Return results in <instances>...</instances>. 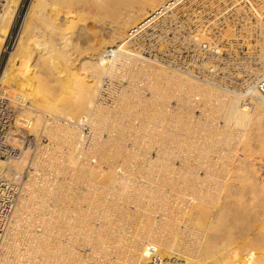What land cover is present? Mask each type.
<instances>
[{
	"label": "bare ground",
	"instance_id": "bare-ground-1",
	"mask_svg": "<svg viewBox=\"0 0 264 264\" xmlns=\"http://www.w3.org/2000/svg\"><path fill=\"white\" fill-rule=\"evenodd\" d=\"M180 1H29L23 28L1 69L0 83L10 79L11 86H20L29 94L26 112L33 118L32 133L50 131V124L57 123L65 129L67 139L77 145L80 117L85 116L95 130L107 122L109 111L96 103L102 90L100 84L103 76L122 70L134 80L145 77L146 84H143L153 92L150 101L144 103L146 110L141 112L144 118L138 116L144 119L142 136L146 137L148 147L157 148L158 155L148 161L149 171L139 183L129 176L125 162L123 167L111 163L112 167L104 170L99 163L92 165L89 161L74 159L69 150L68 168L63 171L70 172L71 178L75 176V181L87 175H99V192L83 194L86 204L83 208L82 203L77 206L68 199L72 193L66 192L67 183L74 180H67L66 184L42 181L43 184L33 186L29 191L30 203L20 197L13 210L1 243L5 261L13 264H144L156 253L163 258H173L178 264H264V95L255 90V82L264 76V27L255 43L259 65L250 69L251 80L246 91L236 92L190 70L144 57L131 47L130 36L154 21V17L149 18L152 13L161 8L159 13L163 14ZM20 3L21 0H7L0 13V54ZM87 20L93 22L95 29L85 28ZM204 38L202 32L192 37L196 42ZM108 46L113 47L109 52ZM97 51L98 56L93 57ZM131 93L124 94L130 96ZM185 94L194 102L202 100L201 104L210 105L215 99L210 109L215 115L209 113L212 117L206 116V119L209 122L220 119L223 125L218 127L217 122H210L211 125L204 123L205 128L198 124L191 127L188 122L192 115L188 111L177 113L179 127L175 120L173 125L171 119L169 126L173 127L164 125L163 121L170 118L165 115L164 101L172 97L181 101ZM139 99L137 106L142 104ZM246 99L248 101L243 102ZM39 106L44 107L46 114L37 108ZM117 122L112 120L113 129ZM159 130L162 132L155 139ZM175 130L179 132L176 135ZM171 140L173 142L169 143ZM236 149L241 153L235 154ZM27 152V149L21 150L17 156L1 162L6 164L8 177L23 173ZM69 177L67 179H71ZM107 190H111L114 197L117 195V199L112 197L115 200L111 203H105ZM121 196L147 210L142 214L143 224L134 232H118L117 224L124 211L117 202ZM218 209H222L231 222L216 224ZM27 211L31 220L22 228V218ZM209 237L211 240L207 241ZM85 247L89 248L88 252ZM110 255L115 259L111 260Z\"/></svg>",
	"mask_w": 264,
	"mask_h": 264
},
{
	"label": "built area",
	"instance_id": "built-area-1",
	"mask_svg": "<svg viewBox=\"0 0 264 264\" xmlns=\"http://www.w3.org/2000/svg\"><path fill=\"white\" fill-rule=\"evenodd\" d=\"M7 0H0V13ZM160 10L149 18L154 21L130 36L131 47L140 55L154 59L170 67L190 70L193 74L208 79L236 92H245L250 79V69L259 65L256 40L264 27V0H181L174 7ZM148 20V19H147ZM22 18L19 8L2 46V53L15 46L20 34ZM202 32L204 39H192ZM0 54V55H1ZM120 72L104 78L97 101H106L105 95L114 87L117 100ZM9 87L0 83V264H13L2 257L1 243L9 227L16 204L32 184H40L42 179L55 177L49 170L44 175L38 165H32V158L38 153L57 164L66 162L65 149L53 147L45 138L40 144L31 132L33 118L27 114L28 94L20 86ZM113 86V87H112ZM255 90L264 95V76L255 82ZM248 100H243L247 102ZM77 127L80 137L71 150L72 156L81 161L98 163L93 148L92 127L85 116L80 117ZM24 148H30L32 158L25 171L16 177L6 175L7 160L17 156ZM54 155H56L54 157ZM53 162V161H52ZM50 167V166H49ZM24 225V224H23ZM144 264H178L173 258H163L153 253Z\"/></svg>",
	"mask_w": 264,
	"mask_h": 264
},
{
	"label": "rangeland",
	"instance_id": "rangeland-1",
	"mask_svg": "<svg viewBox=\"0 0 264 264\" xmlns=\"http://www.w3.org/2000/svg\"><path fill=\"white\" fill-rule=\"evenodd\" d=\"M29 1H31V0H21V3H20V5H19V16H20V19L22 18V22H24V17H25V14L24 13H26V10H27V8H28V5H29ZM21 10V11H20ZM23 14V15H22ZM88 22V23H87ZM85 25V28L86 27H88L87 29H92V27L94 28V25H93V22H91L90 20H87L86 21V23L84 24ZM84 25H81V27L83 26L84 27ZM87 25V26H86ZM23 26V23L21 24V28H20V32H21V30H22V27ZM78 29V26L77 27H75L74 28V30L76 31ZM95 29V28H94ZM74 30H72L73 32H75ZM126 32H127V30H126ZM92 43V42H91ZM95 45H97L96 43H94ZM85 45V44H84ZM95 45H93V46H95ZM92 46V47H93ZM98 46V45H97ZM85 47H88L87 46V44L85 45ZM113 48V47H111V46H108L107 47V52H109L111 49ZM11 51V49H8L7 50V52L6 53H2L1 55H0V72H1V69H2V67H3V64H4V61H5V58L7 57V53H9ZM95 56H98V51L96 52V54L95 55H93V57H95ZM136 66H138L139 67V65H136ZM136 66H133L135 69H137V67ZM75 69H76V71H77V73H79L80 74V70H79V66H76L75 67ZM118 70H116L115 72H114V75L116 74V72H117ZM121 72V74H120V82H121V85L119 86V92L117 93V100L115 101V102H113L112 101V96H115V92H114V87L112 88V89H110V91H109V94H107V95H105V97L107 98L106 99V101H103V102H97V100H96V103H100L99 105H102L103 107H105L108 111H109V113H107V118H106V120L105 121H107V122H104V124L103 125H101V126H99L96 130H95V128H93L92 126V131H93V134H94V136H93V147L94 146H96V144H97V146L96 147H94V151H95V154L97 155V157H98V159H100V162H99V160H98V163L100 164V167L102 168V169H104V170H107L109 167H112V165L113 166H115V165H119V166H122V164L125 162V165H123V166H125V169H126V171H127V173H129V176L134 180V178H135V181H137V182H139V183H141V180L143 179V177L145 176V175H147V173H148V171H149V163L150 162H148V161H150V160H152V159H154V158H156V156L158 155V153H157V148L155 149V146L154 147H148V141H146L147 139H146V137H143L144 136V134H145V131L142 129V127L141 126H143L142 124H144V119L142 120L141 118H144V116H143V114L141 113V112H143V110H146V104H144V103H146L147 101H150V98L153 96V92L151 93V90L147 87V85L145 86V84H146V78L145 77H143V76H139V78L138 77H136L135 78V80L133 79V78H130V77H128V75H127V73H123V71L122 70H120ZM119 72V71H118ZM114 75H112V76H114ZM124 75V76H123ZM112 76H107V75H105V76H103V80H102V82H101V84H100V87L102 88V85H103V82H104V78H106V77H112ZM11 78H13L12 76H11ZM130 78V79H129ZM141 78L142 79H144V80H141ZM140 79V80H139ZM10 80V79H9ZM9 80H7V82H1L2 84H4V85H6V86H8L9 87ZM132 80H133V83H134V85L132 84ZM140 81H141V83H140ZM144 81V82H143ZM136 82V83H135ZM137 82H139V83H137ZM143 83H145V84H143ZM133 85V86H132ZM139 86V87H138ZM134 89H133V88ZM136 87V88H135ZM132 90V91H131ZM135 90H138V92L137 91H135ZM132 93H131V92ZM137 94V95H135V93ZM27 93V92H26ZM124 93H131V95L129 96V95H127V94H124ZM134 93V94H133ZM28 94V93H27ZM29 95V94H28ZM139 95V97H140V99H142V104L144 105V106H142V104H141V106H140V104L137 106V104H135V103H138L137 101V99L139 98H137V96ZM133 96H134V98H133ZM124 97H126V98H124ZM137 99H136V98ZM173 99H169L168 100V102L165 100L164 102H165V104H166V108H165V111H166V113H165V115H166V117H168L169 118V116H170V118L167 120V121H163V122H165L166 124H164V125H166V126H169L170 124H172L171 122H173V125H174V120L176 121L177 120V113L180 111V112H184V113H187V111H188V113L189 114H191L192 115V120H190L189 122H188V124L191 126V127H196V124H198V126L200 127V128H205V124L204 123H206V124H208L209 123V125H211L212 123H215V122H217V123H215L216 125H218V127H221V125H223V122L220 120V119H216V120H214L213 122L212 121H210L211 122V124H210V122H209V119H211V117H212V115H210L209 113H211V114H213L212 112V110H210V109H212V104L214 103V101H215V99H212L210 102H211V104L209 105L208 103H204L205 104V106H207V107H204V104H203V102H202V104L200 103L201 101L199 100V102L198 101H196V102H194V101H192L190 98H191V96L190 95H188V94H185V97H184V99L183 100H178L177 101V98L176 97H172ZM132 99V100H131ZM139 99V101H141ZM176 99V100H175ZM125 100V101H124ZM127 100V101H126ZM132 101V102H131ZM180 101V102H179ZM184 101H186V102H184ZM191 101V102H190ZM164 102H163V104H164ZM189 102V103H188ZM198 102V103H197ZM213 102V103H212ZM191 103H193V105L191 104ZM31 104V103H30ZM159 104V103H158ZM185 104H189V105H185ZM201 104V105H200ZM135 105V106H134ZM159 105H162V102H160V104ZM156 106H158V105H156ZM163 106V105H162ZM162 106H160V107H162ZM203 106V107H202ZM159 107V106H158ZM187 107H192V108H187ZM38 109H41V110H43L44 111V109H42V108H44L43 106H42V108L39 106V107H37ZM201 108V109H200ZM205 108V109H204ZM206 108H208V109H206ZM139 109V110H138ZM142 110V111H141ZM137 111L139 112V113H137ZM208 111H211V112H208ZM45 112V114H46V110L44 111ZM122 112V113H121ZM128 113V114H127ZM133 113V114H132ZM172 114V116H171V114ZM208 115H207V114ZM48 114V113H47ZM137 114V115H136ZM138 114H140V115H142V117L140 118V115L138 116ZM204 114V115H203ZM136 115V116H135ZM175 115V116H174ZM213 115H215V114H213ZM206 116L209 118V119H206ZM45 117V116H44ZM46 117H49V116H46ZM133 117V118H132ZM140 118V119H139ZM172 118H174V119H172ZM206 119V121L205 122H202V119ZM113 119H116L118 122H117V124H118V128H117V124L115 125L116 127L113 129L112 127V120ZM171 119V120H170ZM204 119H203V121H204ZM214 119V118H213ZM51 120V122H52V119H49V121ZM141 120H142V123H141ZM171 122H170V121ZM198 120V121H197ZM200 120V121H199ZM140 121V122H139ZM197 121V122H196ZM42 122V121H41ZM59 122V121H58ZM168 122H170V123H168ZM177 122V121H176ZM175 122V123H176ZM194 122H196V123H194ZM59 123H63V122H59ZM139 123V124H138ZM201 123V124H200ZM54 124V125H53ZM33 125V124H32ZM56 125V126H55ZM173 125H171L172 127H173ZM176 126L178 125V127H179V124H178V122L175 124ZM50 126H52V127H50V128H48V130H50V131H47V130H44L43 132H41V133H32L34 136H35V139H36V141H39L40 142V144H42V143H45V142H43L42 141V139L43 138H45V139H47V140H50L51 141V143H52V145H53V147H56L57 149H63V147L65 148V149H63V151H66L67 153L68 152H70L73 148H72V146H73V144H75L74 143V141H70L69 139H67V133L65 134V132H64V130H63V127L62 126H60L59 124H55V123H51L50 124ZM171 126H169V127H171ZM202 126V127H201ZM161 127V126H160ZM134 128V129H133ZM198 128V127H197ZM136 129H138V130H136ZM159 129H161V128H159ZM137 132H136V131ZM33 131V129L31 128V132ZM46 131H47V133H46ZM99 131V132H98ZM128 131V132H127ZM176 131V133H175V135L176 134H178L179 132H178V130H175ZM49 132H51V136H50V133ZM139 132V133H138ZM162 132V130L160 131H156V136L154 137L155 139H158V136H159V134ZM185 132V131H184ZM203 131H201V133H202ZM144 133V134H143ZM186 133V132H185ZM141 134V135H140ZM173 134H174V132H173ZM143 135V136H142ZM202 136V135H201ZM95 139H96V141H95ZM145 140V141H144ZM141 142V143H140ZM147 142V143H146ZM170 142H173V140H171V141H169V143ZM95 143V144H94ZM117 143V144H116ZM147 144V145H146ZM172 144H174V143H172ZM171 144V145H172ZM170 145V144H169ZM74 146H76V144L74 145ZM103 146V147H102ZM149 148V150H148V148ZM104 147H106V148H104ZM117 147V148H116ZM135 147V149H133ZM95 148H97V150L95 149ZM101 148V149H100ZM238 148V147H237ZM28 150V152H27V154H26V159H25V163H24V171H25V169H26V167L28 166V163L30 162V159L32 158V152H31V150H30V148H24V149H22L23 151L24 150ZM120 151H119V150ZM124 149V150H123ZM131 149V150H130ZM70 150V151H69ZM102 150H103V152H102ZM109 152H108V151ZM116 150V151H115ZM128 150V152H126ZM130 150V151H129ZM135 150H137L136 152H135ZM142 150V151H141ZM144 150V151H143ZM237 151H239L240 152V150H235L234 151V153L235 154H239V152H237ZM120 154H118V153ZM132 152H135V153H132ZM100 153V154H99ZM102 153V154H101ZM131 153V154H130ZM156 153H157V155H156ZM241 153V152H240ZM98 154L102 157V159H101V157H99L98 156ZM114 154H115V156H114ZM128 154V155H127ZM68 155H71L70 153L69 154H67V156H66V160H69V158H70V156H68ZM113 155V156H112ZM141 155V156H140ZM56 155H54V157H55ZM72 156V155H71ZM128 156V157H127ZM149 156V157H148ZM69 157V158H68ZM73 157V156H72ZM107 157V158H106ZM116 157V158H115ZM117 157H118V159H117ZM143 157V158H142ZM74 158V157H73ZM133 158V160H131ZM139 158V159H138ZM142 158V159H141ZM147 158H148V160H147ZM33 160H32V165L34 166V167H36L37 165H38V169L41 171V172H43V174L44 175H48V173L47 172H49V170H53V172L52 173H54L55 174V177H53V179H52V181L48 178V179H42L41 180V182H40V184H32L31 185V187H30V189L28 188H26V191L25 192H23V194L20 196V197H22V198H24L25 200H26V202L29 204L30 203V201H29V198H30V194L31 193H29V191H31L32 189H33V186H35V185H41V184H43V182H46V183H55V182H65V184L67 183V180L68 181H73V182H68L67 183V190H66V192L68 191V193L69 194H71V195H68L69 197H68V199L69 200H71V202L72 203H77L76 205L78 206L79 205V203H82V204H80V206H82L83 208L84 207H86V204H85V202L83 201V196L87 193V192H93V190L94 191H98V190H100V187H99V185H100V182H99V180H100V177H99V175H96L95 174V176H94V174H91V175H87L86 177H82L83 178V180H78L79 178H77V180L75 181V176L73 177V178H71V177H69V175H68V173H70V172H64L63 170L65 169V168H68L67 166H68V163H67V161L65 162L67 165H65V163L63 164H57L56 162V160L54 161L53 159H50V163L48 164V163H45V158H43V156H42V154L40 155L39 153L35 156V157H33L32 158ZM75 159V158H74ZM125 159V160H124ZM128 159V160H127ZM137 159V160H136ZM145 161H144V160ZM127 160V161H126ZM53 161V162H52ZM102 161V162H101ZM123 161V162H122ZM130 161V162H129ZM135 161H136V164H135ZM122 162V163H121ZM130 163V165H132V166H128V164ZM133 162V163H132ZM148 162V163H147ZM178 161H177V159L174 161V164H175V166H177L179 163H177ZM111 163H112V165H111ZM117 163V164H116ZM132 163V164H131ZM115 164V165H114ZM121 164V165H120ZM143 164V165H142ZM177 164V165H176ZM66 167H65V166ZM110 165V166H109ZM136 165V166H135ZM147 165V166H146ZM50 166V167H49ZM122 166V167H123ZM129 169H128V168ZM133 168L132 170H130L131 168ZM140 168V169H139ZM146 169H147V171H146ZM130 170V171H129ZM23 171V172H24ZM70 171H72V170H70ZM146 171V172H145ZM131 172V173H130ZM145 172V173H144ZM133 173V174H132ZM144 173V174H143ZM155 173H159V171L158 172H156V170H155ZM133 175V176H132ZM71 178V179H67V178ZM79 177H80V175H79ZM88 177V178H87ZM93 177H95V178H93ZM81 178V177H80ZM85 178L87 179V181H88V179H89V181H88V183H87V181L85 180ZM94 179V180H93ZM98 180V181H97ZM43 181V182H42ZM92 181V182H91ZM101 181V180H100ZM82 184H81V183ZM90 182V183H89ZM95 182V183H94ZM80 183V184H79ZM68 184H69V187L71 188V190H70V188H68ZM85 184V185H84ZM95 185V186H93V185ZM97 184V185H96ZM84 186V187H83ZM93 187V188H92ZM90 190V191H89ZM71 191V192H70ZM108 192H109V194H107V193H105V197L107 198V200L105 201V203L108 201L109 203H111L112 201H114L113 200V198L112 197H114V195H112V194H110V191L111 190H107ZM99 192V191H98ZM84 194V195H83ZM117 195H115V197L114 198H116L117 199V197H116ZM75 197V198H74ZM125 198V199H124ZM20 199V198H19ZM75 199V200H74ZM110 199H112V200H110ZM74 200V201H73ZM78 201V202H77ZM81 201H83V202H81ZM107 202V203H108ZM117 202H118V204L120 205V206H122L121 208H123L122 210H124L123 212H122V215H121V217L122 218H120L121 219V221H122V223H121V221H120V223H118L117 225H118V232L119 233H124L125 232V230L126 231H129V232H134L135 230H137V229H139L140 228V225H142L143 224V222H141V220L143 219L142 217L144 216V215H142V214H144L145 212H147V210H145L143 207L141 208L140 206H138L133 200H129L128 198H126L125 196H121V198H118V200H117ZM137 207V208H136ZM27 213V215H25L23 218H22V220H23V222H22V228L23 227H25V225L28 223L27 221L29 220H31L30 218H29V211H27L26 212ZM139 214H141V215H139ZM136 215V216H135ZM141 216V218L139 217V216ZM120 216V215H119ZM130 216H135L134 217V219H131L130 218ZM138 217V218H137ZM215 218H216V220H215V222H216V224L217 223H220V224H223V223H229V222H231V220L230 219H226L225 218V215H224V212H223V210L222 209H218L217 210V212H216V216H215ZM130 219V220H129ZM135 221L134 223H131V222H129V221ZM25 221V222H24ZM95 222H97V220L95 221ZM126 222H129L130 224H126ZM139 223V224H138ZM123 224H125V225H123ZM128 227V228H127ZM131 227V228H130ZM136 228V229H135ZM208 236V235H207ZM235 236V235H234ZM208 240L207 241H210L211 240V238L209 237V238H207ZM2 245V244H1ZM84 250L86 251V252H88L89 251V248L88 247H85L84 248ZM110 257H111V260H113V259H115V256L114 255H110Z\"/></svg>",
	"mask_w": 264,
	"mask_h": 264
}]
</instances>
